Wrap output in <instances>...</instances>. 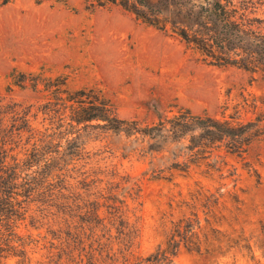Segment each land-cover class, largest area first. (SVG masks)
<instances>
[{"label": "rangeland", "instance_id": "1", "mask_svg": "<svg viewBox=\"0 0 264 264\" xmlns=\"http://www.w3.org/2000/svg\"><path fill=\"white\" fill-rule=\"evenodd\" d=\"M2 1L0 146L17 160L53 133L63 150L69 110L56 96L79 89L141 128L188 112L252 134L241 153L228 140L189 149L188 137L151 151L139 133L89 130L80 155L53 172L52 191L37 190L16 223L24 264H147L171 240L170 264H264V77L210 64L120 5ZM234 1L264 31V0Z\"/></svg>", "mask_w": 264, "mask_h": 264}, {"label": "trees", "instance_id": "2", "mask_svg": "<svg viewBox=\"0 0 264 264\" xmlns=\"http://www.w3.org/2000/svg\"><path fill=\"white\" fill-rule=\"evenodd\" d=\"M96 1L100 6L120 5L147 24L177 36L210 64L236 66L252 73H260L264 77V31L258 25L262 19L250 16L252 12L248 10L250 6L246 2ZM5 2L6 0L2 1ZM57 92L58 88L55 93ZM56 98L60 108L69 110L70 121L58 133L60 137L66 138L63 150L59 149L57 142L54 143V133L49 134L48 139L39 147L34 146L31 156L24 160H17L6 148L0 146V264H9L6 259L10 255L20 258L17 264H24L27 243L17 235L16 223L25 219L27 205L37 190L43 189V193L52 191L53 185L49 180L53 172L61 170L70 159L80 155L84 148L83 138L89 130L139 133L153 141V146L149 148L151 151L159 150L172 140L188 137L189 149L197 146L204 148L214 142L228 140V149L241 153L252 138V134L245 130L247 124L233 125L227 120L195 116L188 112L174 118L160 119L153 126L141 128L135 122L120 119L108 100L94 90L66 91V96L58 94ZM58 110L59 108L56 109ZM62 123L60 119L58 129L64 126ZM176 249L177 242L171 240L160 258L156 255L153 259L149 256L145 260L148 261L147 264H155L154 261H166L165 264H170L168 254L175 255Z\"/></svg>", "mask_w": 264, "mask_h": 264}]
</instances>
